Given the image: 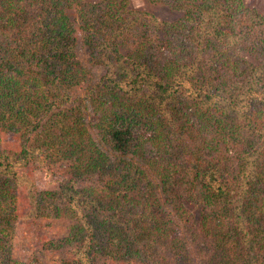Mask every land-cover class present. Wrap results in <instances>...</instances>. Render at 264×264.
Returning <instances> with one entry per match:
<instances>
[{
	"label": "trees",
	"instance_id": "1",
	"mask_svg": "<svg viewBox=\"0 0 264 264\" xmlns=\"http://www.w3.org/2000/svg\"><path fill=\"white\" fill-rule=\"evenodd\" d=\"M74 2L0 0V264L13 257L26 164L66 173L29 191L32 214L71 220L46 241L66 248L56 264H169L187 239L205 264H264V14L245 0H172L182 17L158 21L129 0L80 3L90 60L105 66L86 96L94 123L74 93L89 80L66 26ZM160 33L166 49L188 37L202 60L140 58ZM92 126L116 153L109 166ZM149 142L159 186L131 171ZM190 198L250 211V224L234 235L185 222Z\"/></svg>",
	"mask_w": 264,
	"mask_h": 264
},
{
	"label": "rangeland",
	"instance_id": "2",
	"mask_svg": "<svg viewBox=\"0 0 264 264\" xmlns=\"http://www.w3.org/2000/svg\"><path fill=\"white\" fill-rule=\"evenodd\" d=\"M25 1V0H15ZM99 0H76L73 8L68 10L69 17L66 20V26L69 29H74L79 38V57L84 66H86V75L89 79L83 82L81 87L75 89L74 93L80 96V100L84 103V111L89 113L90 118L95 123L97 114L89 109L87 94L90 93V88L94 82H97L105 71V66L99 62H94L88 51V45L85 43V34L83 28L80 26L78 16V5L80 3L98 2ZM172 0H129L130 4L142 11L153 13L158 21H177L182 17L183 10L173 7ZM79 2V3H77ZM247 5L257 8L264 14V0H245ZM162 35H157V44L150 45L147 48L146 56L141 54L140 58L143 60H151L158 65H162L168 59L177 58L181 63L194 60H202L198 58L199 51L192 46L188 37H177L173 46L168 49L161 44ZM124 53L128 51H123ZM201 62L203 68L206 66ZM91 132L94 135L97 147L105 151L110 157V164L116 160V153L109 148V146L102 142L99 130L91 127ZM4 145L9 148L19 149L21 142L19 137L15 135L5 134ZM151 142L144 145L140 153L133 154L131 159L133 161L132 175L141 179V181H151L159 186L160 175L155 169L158 166L156 157L152 156ZM156 150V149H155ZM228 155H234L229 149L226 151ZM156 155V154H155ZM231 167V166H230ZM109 169V168H108ZM158 169V168H157ZM22 173V182L20 186V201L18 208V223L16 226L14 237V252L10 264H34L33 258L43 259L47 264H56L61 257L67 256L66 248L48 247V239H58L70 231L71 220L66 215H35L32 214L31 203L29 199V191H36L39 189L53 188L55 186V178L58 174H66L60 172L61 169L56 167L52 172H46L44 168L35 167V165L26 164L20 166ZM60 178V177H59ZM183 213L184 220L192 224H206L214 226L219 229L230 232L234 235H239L250 224V211H243L242 209L235 210L229 204L221 202H214L208 199H186L180 208ZM237 214V215H236ZM180 229V227H179ZM188 244V256L176 258L172 257L169 264H205L204 253L198 251L194 247V243L186 240Z\"/></svg>",
	"mask_w": 264,
	"mask_h": 264
}]
</instances>
